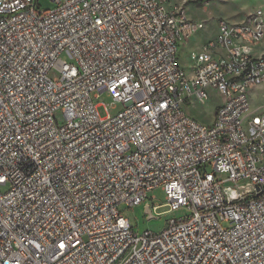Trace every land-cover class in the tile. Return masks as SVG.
Returning <instances> with one entry per match:
<instances>
[{
	"label": "built area",
	"instance_id": "2783aa9c",
	"mask_svg": "<svg viewBox=\"0 0 264 264\" xmlns=\"http://www.w3.org/2000/svg\"><path fill=\"white\" fill-rule=\"evenodd\" d=\"M40 1L0 0V264H264V11L186 73L205 26L167 0ZM213 95L210 124L189 114ZM155 190L148 221L183 215L136 234L119 208Z\"/></svg>",
	"mask_w": 264,
	"mask_h": 264
},
{
	"label": "rangeland",
	"instance_id": "374dc122",
	"mask_svg": "<svg viewBox=\"0 0 264 264\" xmlns=\"http://www.w3.org/2000/svg\"><path fill=\"white\" fill-rule=\"evenodd\" d=\"M170 5L183 8L187 15L193 20L204 23L205 29L194 37L186 48H180L178 62L180 67L189 73L188 67L190 61L188 54L197 51L201 44L207 40L213 39L218 21H225L228 24H240L248 17L249 14L262 10L264 11V0H167ZM41 8L43 10L53 9L55 6L50 0H41ZM256 105L264 107V85L254 99ZM94 104H100L98 112L102 118L109 114L111 117L121 111V106L114 105L112 100L105 94H102L98 100H94ZM221 104V99L213 95L211 100L203 105H195L189 114L194 116L199 122L210 124L215 109ZM56 118L59 123L63 122L62 114L57 113ZM151 198H155L151 201ZM163 206L165 204V196L160 190H155L149 194V201L138 207L129 208L125 205L120 206V213L130 221L133 231L136 234H142L145 231L152 233H160L166 225V222L173 218H179L183 212L174 214H165L159 216L156 220L148 221L145 216V205ZM167 208L163 207L157 213H165ZM224 227L226 225L224 224Z\"/></svg>",
	"mask_w": 264,
	"mask_h": 264
},
{
	"label": "crops",
	"instance_id": "0c3cea01",
	"mask_svg": "<svg viewBox=\"0 0 264 264\" xmlns=\"http://www.w3.org/2000/svg\"><path fill=\"white\" fill-rule=\"evenodd\" d=\"M206 42V41H205ZM205 42H203L202 44H204ZM201 44V45H202ZM262 89V86L259 88L254 89L251 94H250V103H251V109L258 111V112H264V107L263 106H258L256 105L254 99L256 98V95L259 94V91Z\"/></svg>",
	"mask_w": 264,
	"mask_h": 264
},
{
	"label": "water",
	"instance_id": "95a60500",
	"mask_svg": "<svg viewBox=\"0 0 264 264\" xmlns=\"http://www.w3.org/2000/svg\"><path fill=\"white\" fill-rule=\"evenodd\" d=\"M244 189L247 190V189H249V188H244ZM226 192L229 194V199H230V201H232V200H233V197L230 196V192H229V190H226ZM145 211H146L147 214L150 213V212H149V209H148L147 206L145 207Z\"/></svg>",
	"mask_w": 264,
	"mask_h": 264
}]
</instances>
